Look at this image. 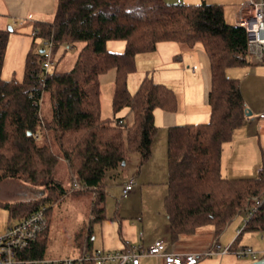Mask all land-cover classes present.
Returning <instances> with one entry per match:
<instances>
[{
	"label": "trees",
	"instance_id": "trees-1",
	"mask_svg": "<svg viewBox=\"0 0 264 264\" xmlns=\"http://www.w3.org/2000/svg\"><path fill=\"white\" fill-rule=\"evenodd\" d=\"M33 29L20 80L1 77L9 32L0 29V190L12 182L19 192L11 202L0 199V205L15 221L44 208L47 221L33 241L16 250L20 261L13 264L45 259L48 214L66 193L55 175L59 160L65 162L71 184L77 182L78 190L91 194L88 247L91 225L105 218L107 171L121 167L130 152L137 153L138 168L150 157L157 131L154 110L174 111L176 95L149 76L130 92L127 79L136 69L135 56L153 51L160 41L199 44L209 64L208 120L167 128L163 206L171 240L208 224L218 239L241 213L242 231L264 233V170L246 179H225L221 174L222 145L243 124L247 111L239 79L228 77L226 69L252 64L246 32L225 20L222 4L57 0L53 20L35 22ZM36 38L51 42L50 60L59 45L82 46L69 70H45ZM109 40H122L123 50L107 49ZM111 68L113 117L107 119L100 116L99 76ZM44 94L50 104L47 120L40 111ZM123 107L131 111L130 124L116 116Z\"/></svg>",
	"mask_w": 264,
	"mask_h": 264
},
{
	"label": "rangeland",
	"instance_id": "rangeland-1",
	"mask_svg": "<svg viewBox=\"0 0 264 264\" xmlns=\"http://www.w3.org/2000/svg\"><path fill=\"white\" fill-rule=\"evenodd\" d=\"M169 3H199L191 0H165ZM3 0H0V29L8 31V41L10 46L9 52L5 54L4 64L1 70V77L3 79L16 78L18 80L22 79L23 68L26 52L29 50L31 44V32L26 30L25 24H22L19 20L17 22L14 18H10L3 11ZM45 40L41 38L35 39V49L40 50L46 48ZM82 46V42H75L73 45L67 47L65 45H59L52 55L50 70L56 71H66L69 70L76 59L77 53ZM107 49L110 51H122L124 47V42L122 40H109L106 43ZM185 45L180 42L175 41H160L156 44V48L147 53H139L137 56L138 63L135 66L136 69L133 75L130 77V86L132 89H137L139 83L144 76H149L155 78L156 82H166L165 85L172 87L174 93H177L176 107L181 111L178 112L177 122L174 123H199L208 120L209 112H207L206 118L204 120H197L198 118L192 116L190 118L186 112L194 113V110L199 109L200 101L199 87L197 86V81L191 77L190 68H188L184 60V50L186 51ZM7 52V51H6ZM176 54L181 57V60L176 59ZM197 70H199V64L194 61ZM259 63V62H258ZM191 66L192 64L189 63ZM254 66L243 65V66H231L226 70V75L228 77L239 79L241 93L244 97L245 105L247 103V109L249 110L251 105H264V65L256 64ZM179 67L183 70H188L184 72L182 76L176 73ZM254 67L253 69H251ZM135 84V86H134ZM184 90H182L181 86ZM134 87V88H133ZM130 88V89H131ZM131 89V90H132ZM113 91V82H101L100 86V116L102 118L112 119L113 113L111 109V96ZM183 91L184 95L190 100L192 105H183ZM191 93V94H190ZM127 107L121 108L117 113L119 117H122L124 121H127ZM41 116L44 120L50 118V104L49 98L46 94L43 95L40 102ZM250 111V110H249ZM256 112H252L249 117L255 116ZM185 116V117H184ZM245 129H252L250 133L253 137L260 136L259 148L253 137L247 139L239 140L238 133H235L234 137L231 138V142L224 143L221 151V164H222V176L225 179H239V178H253L258 175L255 167L251 162L244 161V152L247 145L246 141L250 142V148L247 150V154H252L255 157H259V162L261 166H264V121H253L252 123H243ZM241 127V128H244ZM239 129V128H238ZM237 129V130H238ZM236 130V131H237ZM162 133V138L159 135ZM158 134V142L162 143V147L166 148V134L167 127L157 129L155 136ZM155 136L153 137V142L155 141ZM241 137V136H240ZM244 138V136L242 137ZM238 139V141H237ZM253 140L254 143L251 141ZM159 143V144H160ZM234 161L231 162L230 159L226 160L225 154L228 147H231ZM253 148V149H252ZM164 151V150H163ZM138 155L136 152H130L127 162L124 166L119 167L115 172L108 170L105 176L106 183V199H105V213L106 219L101 223H94L92 231V244L95 247L100 240V228L102 224L104 230L109 227L108 224H114V210L116 208V201L121 202L123 196L121 195V183L131 178L130 176L138 175L140 170L146 174L144 169L145 166L142 165L140 170H138ZM147 162V161H146ZM231 162V163H230ZM227 163V164H226ZM148 167L147 174L153 181L147 190L150 194L156 195L162 189L166 188V178H167V163L166 156L157 157L156 163L152 162ZM257 171V172H256ZM56 176L61 178L65 188L64 196L56 200L52 204V208L48 214V235L49 239L46 242L45 257L47 255H54L59 253L60 255H68L71 252V245H76L79 242L82 244L86 238V227L88 224L89 210L91 205V194L88 191H80L74 188V185L68 180V173L63 160H59L56 167ZM113 172V173H111ZM12 183V182H11ZM9 183V184H11ZM13 185V183L11 184ZM10 185V186H11ZM1 194L5 197H12L13 192L5 190V187L1 189ZM1 196V197H3ZM19 196V193L16 197ZM13 197V198H16ZM11 202V201H9ZM112 214V216H111ZM14 218L8 217V211L2 205H0V236L4 235L9 225L13 222ZM245 225V215L239 214L236 216L227 226L225 232L227 237L230 238L233 235L232 240L237 236V230H240V236L238 238L239 242L244 243V245L249 246L254 252V256L245 255L242 257H237L233 253L228 252L224 257L223 264H232V260L241 264H248L252 261L259 259L263 254L264 249V233L259 230H245L242 231ZM110 228V227H109ZM95 231L97 233L95 237ZM221 236V235H220ZM48 238V236H47ZM79 254L82 255L81 250ZM80 255V256H81ZM79 256V257H80ZM217 260V263L215 262ZM201 261H208L213 264H218L219 257L211 255L205 256Z\"/></svg>",
	"mask_w": 264,
	"mask_h": 264
},
{
	"label": "crops",
	"instance_id": "crops-1",
	"mask_svg": "<svg viewBox=\"0 0 264 264\" xmlns=\"http://www.w3.org/2000/svg\"><path fill=\"white\" fill-rule=\"evenodd\" d=\"M191 1L198 2L199 0H191ZM205 1L209 3L222 4L223 9H224L225 20L228 23L237 24L236 20L239 14L243 12L241 10H242V5L245 0H205ZM56 2L57 0H3L2 6L4 9L3 11L5 12V14H7L8 17L14 18L16 22L17 20H19L22 24L26 25L25 29L30 30L31 38H32V33L34 30L33 28H34L35 22L50 23L53 20L55 8H56ZM8 44H9V41H8ZM8 44H7L6 53H8L10 49L9 48L10 46H8ZM184 47H186V51L185 50L183 51L184 57H185L183 62H185L186 65H188L187 67L190 68V73L192 74H189V75L197 81V86L199 87L198 100L201 103L199 109L194 110V113L193 111L192 112L189 111V112H186V114L187 115L189 114L188 116L190 118L194 116L198 118L197 120L199 119L204 120V118H206L207 116V112H209V105L207 101V93L209 89V64H208L207 56L199 44H195L192 47H188L185 45ZM138 55L139 54L135 56V65H137L138 63V60H137ZM249 58L252 62V64L249 66L256 67L255 66L256 64L264 65V62L258 63L255 60H253L250 54H249ZM176 59L181 60V57H179V55L176 54ZM4 60H5V57H4ZM194 61H196L199 64V70H197L198 67H196ZM189 63H191L192 65L190 66ZM254 67H252L251 69H253ZM187 71L188 70L185 71L179 67V70L176 73H179V75L182 76L183 73ZM133 73H131L127 79V87L130 92L135 91V89H132L129 84L130 77L133 75ZM114 75H115V71L113 68L101 74L99 76L100 86H101V82H113ZM152 79L154 80L155 78H153L152 76ZM159 83H163V82H159ZM165 83L166 82L164 81L163 84ZM180 86L182 90H184L183 86L182 85ZM169 88L174 90L172 87H169ZM175 95L177 98L178 96L176 92H175ZM185 104L192 105L190 100L184 95V91H183V105L185 106ZM246 106H247V103H246ZM263 109H264L263 104L251 105L249 109L250 111L247 109V111H249L250 113L246 114V118L243 123H250V122L252 123L253 121H261V120L264 121V118H259L257 115ZM179 111L181 110L178 109V107H176L174 111H165L160 108H156L154 110V121L157 126V129L161 130L162 128H166V127L168 128L169 126H172V125L184 124V123H174V122H177L176 118H180L178 117ZM252 112H256L255 116L249 117L250 114H252ZM116 116L119 117L118 113H116ZM131 120H132L131 111L128 109L127 110V121L123 120V122L130 124ZM241 127H244L243 124L240 127H238L239 129L238 128L235 129L232 135L233 137L235 133H238L239 140L253 137V134L250 133L252 129L248 131V129H245V127L244 128H241ZM161 135L162 133L159 135V139L160 137L162 138ZM157 136L158 134L155 136L154 142L152 140L150 157L148 158L147 162H145L143 165L145 166L144 169L146 171V174L142 172V169L140 170V168L142 167L141 165L140 168H138L137 170V172L140 170L138 175L136 174L135 176L131 175L130 176L131 178L121 183V187H122L124 183L131 180L133 183L132 189L127 194V196L123 197L121 202L116 201V208L114 210L113 216L111 214L112 218H114V222H113L114 224H108L110 228L108 227L106 231L104 230V227L102 224V228H100V232H99L101 237L97 245H96V240H95V247L92 244V239H93L92 231L94 227L93 225L94 223L95 224L97 223V222H94L91 225L90 245L88 247L86 246L85 240H84L82 244L79 242L76 245H71L72 249H71V252L68 253V255H60L59 253H55L54 255H47L45 259H64V258L75 259L81 255L79 254V250H81V253H83L84 251L92 252L94 250H103V251H111V252L122 251L124 247H126L127 249L132 248V247H138L140 249H145L156 239L164 240L165 252H172V253L202 252V251L212 249V248L215 249L217 247L223 248L228 245H230L232 248L234 247L237 248L239 246H246L244 245V243L238 241V238L241 232L237 236H235L233 240H232L233 235H231L229 238L226 236V234H221V236H219L218 239H216L214 228L210 224L200 226L193 232L179 234L174 240H171L170 234H169V223H168V219H167L164 206H163V196L166 192V188L160 190L159 192H156V195L150 194L149 191L147 190V187H150L153 184V181L150 178V176H148L147 174V170L149 166L147 167L146 165H150V163L152 162L156 163L157 157L160 158V156H163V157L166 156V148L162 147V143H160V141L158 142ZM243 136L244 138H242ZM253 138L255 139V142L259 148V146H261L260 136L257 135ZM231 140L228 142H231ZM251 142L254 143L253 140ZM246 143L247 145H244V147L246 148V152H244L245 154L243 156L244 161L246 163L251 162L256 169L257 168L256 166L258 165V162H259V157H255L252 154H249V155L247 154V150L250 148L251 144L249 141H246ZM230 146L231 147H228L227 149L225 158L226 160L230 159L232 162L234 161L232 143ZM126 162L122 163L123 164L122 166H124ZM166 163H167V158H166ZM222 168L223 167L221 164V174H222ZM10 185L9 186L5 185L4 187H5V190H9L13 192L12 197H9V196L5 197L1 194V196H3V197L0 196L1 200L13 201L19 197V196L16 197V195L19 193L18 189L14 188V185H11V186ZM13 197H16V198H13ZM104 219H106V213H105ZM13 222H15V220H13ZM225 229L223 232H225ZM86 231H87V227H86ZM96 235L97 233L95 231V237ZM47 236H48L47 239H49L48 232H47ZM226 254L227 253L222 254V255H219V254H213V255L219 257L218 264H223L224 258L222 257H224ZM263 255H264V249H263L262 256ZM204 257L205 256L199 257L195 264H213L208 261H201ZM215 262L217 263V260H215ZM230 263L241 264V263L234 262L233 260ZM102 264H114V263L107 261ZM127 264H130V263H127ZM138 264H163V262H162V258L160 257L142 255L139 259Z\"/></svg>",
	"mask_w": 264,
	"mask_h": 264
},
{
	"label": "built area",
	"instance_id": "built-area-1",
	"mask_svg": "<svg viewBox=\"0 0 264 264\" xmlns=\"http://www.w3.org/2000/svg\"><path fill=\"white\" fill-rule=\"evenodd\" d=\"M236 20V23L244 28L247 36L248 52L256 62H264V0H245L242 10ZM46 48L41 49L44 56L42 68L48 70L51 66L50 49L51 42L46 41ZM259 118H264V109L259 112ZM121 123V121H118ZM258 171H263L264 166L260 163L256 166ZM74 188H80L77 182H74ZM132 181L122 185L121 195L123 197L131 191ZM250 215V214H249ZM47 221L44 208L38 209L26 217L13 222L7 232L0 236V264H13L20 260L16 258V250L26 247L33 241L40 232L46 227ZM240 230H237V234ZM231 252L237 257L245 255L254 256L255 252L249 246H239L232 248L230 245L223 248H212L202 252L172 253L165 252V242L162 239L154 240L147 248L140 249L132 247L125 251H103L94 250L92 252L84 251L78 258L64 259H41L34 260L33 264H74L75 262H94L102 264L107 261L114 264H138L142 255L157 256L162 258L163 264H195L199 257L210 256L213 254H225Z\"/></svg>",
	"mask_w": 264,
	"mask_h": 264
},
{
	"label": "water",
	"instance_id": "water-1",
	"mask_svg": "<svg viewBox=\"0 0 264 264\" xmlns=\"http://www.w3.org/2000/svg\"><path fill=\"white\" fill-rule=\"evenodd\" d=\"M250 112L249 111H246L245 115L246 114H249ZM248 264H264V255L261 256L259 259L255 260V261H252Z\"/></svg>",
	"mask_w": 264,
	"mask_h": 264
}]
</instances>
